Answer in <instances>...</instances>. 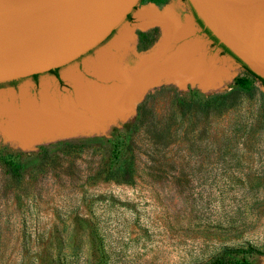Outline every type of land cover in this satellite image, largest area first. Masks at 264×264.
Listing matches in <instances>:
<instances>
[{
  "label": "rangeland",
  "instance_id": "obj_1",
  "mask_svg": "<svg viewBox=\"0 0 264 264\" xmlns=\"http://www.w3.org/2000/svg\"><path fill=\"white\" fill-rule=\"evenodd\" d=\"M181 7L138 0L57 77L0 86V264H264V89ZM116 140L130 183L104 177Z\"/></svg>",
  "mask_w": 264,
  "mask_h": 264
},
{
  "label": "water",
  "instance_id": "obj_2",
  "mask_svg": "<svg viewBox=\"0 0 264 264\" xmlns=\"http://www.w3.org/2000/svg\"><path fill=\"white\" fill-rule=\"evenodd\" d=\"M138 0H0V84L63 67ZM209 33L264 81V0H186Z\"/></svg>",
  "mask_w": 264,
  "mask_h": 264
},
{
  "label": "trees",
  "instance_id": "obj_3",
  "mask_svg": "<svg viewBox=\"0 0 264 264\" xmlns=\"http://www.w3.org/2000/svg\"><path fill=\"white\" fill-rule=\"evenodd\" d=\"M190 14L192 15L194 22L203 30V32L207 35V37L214 43L217 44L222 50L223 53L226 54L229 58H231V60L233 62H235L236 64H238L246 73H248L249 75H251L255 80H257L263 87L264 89V81L256 74H254L250 69H248V67H246L244 64H242L235 56H233L230 51H228V49H226L223 45L219 44L217 42V40L209 33V31L203 27L202 23L199 21V19H197V17L195 16L193 10L191 9V7L189 6V4L187 3L186 0H182ZM112 33V32H111ZM110 33V34H111ZM90 52V51H89ZM88 52V53H89ZM59 68H56L54 70H50L46 73H50L53 74L54 76L57 77V71ZM40 74L37 75H33L27 78H31L33 80H36V78L39 76ZM25 79V78H24ZM22 80V79H20ZM20 80H16V81H11V82H7V83H2L0 84V86H4V85H14L16 84L18 81ZM138 121L134 122L130 127L131 128H136L138 126L137 124ZM139 123V122H138ZM110 143V147H111V157H110V161L111 163L114 165L106 170V172L104 173V177L105 180L107 179H114V180H118L122 183H130L132 182L133 178H134V168H133V155H125L126 152H128L129 150V145L130 142L128 143V145H124L123 141H108ZM10 161L7 162V164H9ZM13 164V163H12ZM12 172L16 174H18V169H20V165L19 164H15L12 167Z\"/></svg>",
  "mask_w": 264,
  "mask_h": 264
},
{
  "label": "flooded vegetation",
  "instance_id": "obj_4",
  "mask_svg": "<svg viewBox=\"0 0 264 264\" xmlns=\"http://www.w3.org/2000/svg\"><path fill=\"white\" fill-rule=\"evenodd\" d=\"M181 1V4H182V7L180 8V11H184L183 13H182V15H184V14H186L188 17H189V19H190V23L192 24V28H194V30H195V33L193 34L192 33V35H193V40L194 41H196V42H194V43H197V44H200V45H202V48H209L210 49V51H212V52H214L215 53V56L216 57H226V58H228V59H230L231 60V58H229L226 54H224L223 53V50L217 45V44H214L208 37H207V35L203 32V30L194 22V19H193V17H192V15L190 14V12H189V10H188V8H187V6H186V4L182 1V0H180ZM134 8V7H133ZM132 8V9H133ZM132 11V10H131ZM131 11L127 14V16L124 18V20L120 23V24H122L123 22H126V21H129V20H131L132 21V18H131V16H130V13H131ZM119 24V25H120ZM118 25V26H119ZM114 31H115V29L112 31V33L108 36V37H106L103 41H105L107 38H109L113 33H114ZM196 38H197V40H196ZM102 41V42H103ZM87 54V53H86ZM232 61V60H231ZM233 62V61H232Z\"/></svg>",
  "mask_w": 264,
  "mask_h": 264
}]
</instances>
